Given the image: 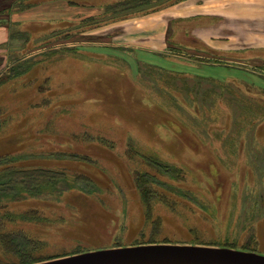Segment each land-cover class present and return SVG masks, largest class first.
<instances>
[{
	"label": "rangeland",
	"instance_id": "obj_1",
	"mask_svg": "<svg viewBox=\"0 0 264 264\" xmlns=\"http://www.w3.org/2000/svg\"><path fill=\"white\" fill-rule=\"evenodd\" d=\"M124 1L0 0V156L95 187L3 203L0 233L38 241L41 262L145 245L264 256V85L103 47L95 27ZM22 258L0 245V264Z\"/></svg>",
	"mask_w": 264,
	"mask_h": 264
},
{
	"label": "crops",
	"instance_id": "obj_2",
	"mask_svg": "<svg viewBox=\"0 0 264 264\" xmlns=\"http://www.w3.org/2000/svg\"><path fill=\"white\" fill-rule=\"evenodd\" d=\"M79 4L70 5L78 9L71 19H78ZM145 9L109 15L95 27L102 35L95 42L135 58L179 64L184 74L223 81L246 76L264 85V73L256 71L264 72V56H258L264 53V0H174Z\"/></svg>",
	"mask_w": 264,
	"mask_h": 264
},
{
	"label": "trees",
	"instance_id": "obj_3",
	"mask_svg": "<svg viewBox=\"0 0 264 264\" xmlns=\"http://www.w3.org/2000/svg\"><path fill=\"white\" fill-rule=\"evenodd\" d=\"M137 1L140 6H143V1L145 0H129L118 2L117 5H122L123 10H128L129 8H134L136 5L133 2ZM18 8H22V1L21 4L18 5ZM199 77L206 80L214 79L202 76ZM20 162H22L20 158L10 156L9 154L0 156V209H2L1 205L3 203H5V207H7L10 202L25 197H36L52 192L63 194L72 189H79L89 193L95 190V187H93V180L82 174H75L73 178H69L63 170H53L40 166L35 167L25 165L26 162ZM154 163L158 169L157 173L155 172L157 175L162 173H167L169 175L171 173L175 174L172 166L168 167L164 165L163 167V164L157 160H154ZM147 175V173H141L138 176V183L142 186L150 184V182H156L150 180L151 177L146 179ZM2 244L6 251L14 252L20 257H23L20 264H34L48 259L36 255L35 251L40 246L39 242L28 237L19 230L4 234L0 233V245Z\"/></svg>",
	"mask_w": 264,
	"mask_h": 264
},
{
	"label": "water",
	"instance_id": "obj_4",
	"mask_svg": "<svg viewBox=\"0 0 264 264\" xmlns=\"http://www.w3.org/2000/svg\"><path fill=\"white\" fill-rule=\"evenodd\" d=\"M35 264H264V256L214 247L145 245L100 250Z\"/></svg>",
	"mask_w": 264,
	"mask_h": 264
}]
</instances>
